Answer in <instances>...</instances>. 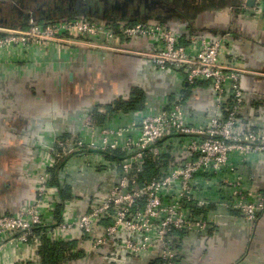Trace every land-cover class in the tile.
<instances>
[{
    "label": "built area",
    "instance_id": "2783aa9c",
    "mask_svg": "<svg viewBox=\"0 0 264 264\" xmlns=\"http://www.w3.org/2000/svg\"><path fill=\"white\" fill-rule=\"evenodd\" d=\"M244 1L248 14L264 21V0ZM31 17L33 13L26 19L27 27L33 25L29 30H9L0 38V53L34 46L120 51L119 40L144 41L146 67L154 73L179 75L189 87L206 85L213 112L203 121L197 112L187 110L191 98L180 93L167 107L146 108L125 125L84 117L76 134L55 141L50 169L67 157L59 170L62 187L70 182V161L78 162L80 173L117 176L105 188L99 187L101 195L86 212L64 207L62 221L56 224L57 208L66 202L50 185V169L39 171L35 202L17 215H0V256L19 243L39 251L46 237L74 243L72 254L105 251V258L116 263L124 256L138 260L153 254L162 264H184L183 236L216 235L223 220L233 215L253 228L258 224L264 213V189L253 190L252 178L246 181L233 159L252 163L264 158V127L242 120L254 97L243 89L241 69L234 58L229 59L225 38L189 32L182 43L170 28L145 21L114 28L76 17L40 26ZM110 154L118 157L108 159ZM148 165L153 168L146 175Z\"/></svg>",
    "mask_w": 264,
    "mask_h": 264
},
{
    "label": "crops",
    "instance_id": "0c3cea01",
    "mask_svg": "<svg viewBox=\"0 0 264 264\" xmlns=\"http://www.w3.org/2000/svg\"><path fill=\"white\" fill-rule=\"evenodd\" d=\"M46 1L66 7L71 3V0ZM113 1L124 4L128 13L141 16L147 23L170 28L182 37V43L190 30L208 39L225 38L229 59L234 58L241 69L243 89L254 97L242 120L264 127V21L248 14L244 0ZM33 2L0 0V12L9 19L4 7L15 5L24 9ZM84 5L91 6V3L86 0ZM137 23L134 21L133 25ZM8 29L22 28L14 25ZM118 47L120 51L81 46L59 49L34 46L1 51L0 215H17L35 202L37 175L50 169L56 140L76 134L84 117L96 110L107 116V106L118 100H130L134 90H141L145 95L142 110L165 108L181 93L188 100L191 98L187 110L197 112L203 121L213 112L206 85L189 87L179 75L154 73L146 67L142 55L148 45L144 41L128 44L119 40ZM138 112H116L107 116L104 123L111 119L112 124L125 125ZM233 162L246 181L252 178L253 190L264 189V158L241 163L235 157ZM70 163L67 168L72 199L62 209L66 207L82 214L101 195L99 187L105 185V188L112 183L110 178L117 175L80 173L76 167L78 162ZM181 242L180 256L184 264H264V213L254 228L233 215L223 220L216 235L183 236ZM68 245L74 247V243ZM81 254L84 255L81 259L65 264H154L158 261L153 254L138 260L124 256L117 263L105 258V251ZM38 256V250L19 243L0 256V264H41Z\"/></svg>",
    "mask_w": 264,
    "mask_h": 264
},
{
    "label": "trees",
    "instance_id": "16d2710c",
    "mask_svg": "<svg viewBox=\"0 0 264 264\" xmlns=\"http://www.w3.org/2000/svg\"><path fill=\"white\" fill-rule=\"evenodd\" d=\"M134 23V22H133ZM133 23H128V25H133ZM109 25V24H107ZM122 24H115V25H109L111 27L117 28ZM26 25L22 26V29H26ZM3 37L2 34H0V38ZM145 104V95L141 90H134L132 92V98L130 100H118L113 105L107 106V116L116 113V112H124L128 113L130 111H141L144 108ZM92 116L98 123H103L105 121V118L107 116H103L96 110ZM67 138V137H65ZM65 138L62 140L65 141ZM118 156L116 154H110L107 158L108 159H116ZM67 157H64L62 160L58 161V165L52 169L49 170L52 180L50 182V185L52 187H56L59 190L60 197L63 201L67 202L70 199H72V190L71 187L68 185L61 186L60 180L58 178L59 170L62 169L66 163ZM152 166L148 165L146 167V175H149ZM62 205H59L56 212V224L60 223L62 221ZM43 229H35L37 233H41ZM71 246L67 243L58 241V242H51L46 239V237H43L42 239V245L39 249V256L41 260V264H65L68 261H74L81 259L84 255L81 253L72 254L70 252ZM154 264H162L160 261H157Z\"/></svg>",
    "mask_w": 264,
    "mask_h": 264
},
{
    "label": "flooded vegetation",
    "instance_id": "af4514ba",
    "mask_svg": "<svg viewBox=\"0 0 264 264\" xmlns=\"http://www.w3.org/2000/svg\"><path fill=\"white\" fill-rule=\"evenodd\" d=\"M69 2H71L69 7L54 5V3H48L46 0H39L38 3L34 2L37 5V14L33 12L34 17L31 18L36 21L41 20L43 23H52L65 19L84 17L89 20L104 22L109 25L143 21L141 16L135 13H128L124 4L113 0H88V2L91 3V6L84 5L86 0H71ZM35 4H33V8H35ZM45 7H47V9H44ZM0 25L14 26L9 19L3 17H0ZM189 32L194 33L196 31L190 30Z\"/></svg>",
    "mask_w": 264,
    "mask_h": 264
},
{
    "label": "rangeland",
    "instance_id": "374dc122",
    "mask_svg": "<svg viewBox=\"0 0 264 264\" xmlns=\"http://www.w3.org/2000/svg\"><path fill=\"white\" fill-rule=\"evenodd\" d=\"M38 1L39 0H37V1H34L35 3L37 2L38 3ZM33 2V4H35ZM36 5V4H35ZM33 6L34 5H30L28 8L25 6V7H23L24 9L22 10L24 13V15H28V14H30V13H35V14H37V12H36V9H37V5L35 6V8H33ZM44 9H47V7H45ZM18 14V13H17ZM0 17H3V18H6V15L4 16V13H1L0 12ZM9 21H11L12 22V24H14V25H16L18 28L20 27V24L21 23H23V20H22V18H18V17H15V16H10V19H9ZM41 24H40V26H42V24H43V21H39ZM20 23V24H19ZM9 28V26H1L0 25V34H2V35H6L7 33H8V31L10 30V29H8ZM31 27H33V25L32 26H29V27H26V29H23L24 31H27V30H29ZM7 31V32H6Z\"/></svg>",
    "mask_w": 264,
    "mask_h": 264
},
{
    "label": "water",
    "instance_id": "95a60500",
    "mask_svg": "<svg viewBox=\"0 0 264 264\" xmlns=\"http://www.w3.org/2000/svg\"><path fill=\"white\" fill-rule=\"evenodd\" d=\"M35 1H37V0H35ZM247 5L248 6H252L253 5V2L252 1H249L248 3H247ZM22 8V6H19V7H17V6H15V5H11V6H6V7H4V12L8 15V18L10 19V16H15L16 15V13H18L17 14V17L19 18H22V20H23V23H19L20 24V27H22V26H25V25H27V22H26V19H27V16H25L24 14H23V9H21Z\"/></svg>",
    "mask_w": 264,
    "mask_h": 264
}]
</instances>
